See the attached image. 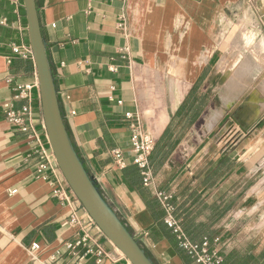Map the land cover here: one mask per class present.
I'll return each mask as SVG.
<instances>
[{
    "label": "crops",
    "instance_id": "1",
    "mask_svg": "<svg viewBox=\"0 0 264 264\" xmlns=\"http://www.w3.org/2000/svg\"><path fill=\"white\" fill-rule=\"evenodd\" d=\"M38 10L72 142L106 199L152 258L158 264H188L176 236L165 234L148 208V192L163 191L193 212L214 201L227 204L226 213L211 220L227 257L224 264H264L262 149L249 155L229 149L219 152L217 160L207 156V162L197 159L190 166L180 162L179 154L196 126L206 118L218 124L232 107L213 87L214 61L233 45L242 25L255 32L253 40L264 42V0H38ZM22 43L30 44L23 0H0V264H40L30 256L33 243L42 248L40 260L50 264L52 256L57 264H126L121 251L87 218L78 198L67 204L52 195L50 180L36 174L40 159L33 155L29 134L6 118L5 103L15 109L26 103L16 98L17 85L38 82L35 61L13 56L12 45ZM258 45L262 51L264 43ZM245 62L247 79L250 61ZM247 80L239 96L252 85ZM197 83V94L211 99L204 115L188 128L163 166L151 169L152 182L144 184L132 162L128 116L139 115L144 131L158 140ZM33 94L35 125L45 139L39 90ZM252 96L242 118L228 123H238L245 136L254 128L264 130V88H254ZM218 110L223 114L216 121ZM115 149L122 151L125 166L115 163ZM226 157L237 165L221 169L216 183H204ZM72 211L85 219L86 230L109 257L82 259L85 248L78 256L68 254L64 242L79 234L67 224Z\"/></svg>",
    "mask_w": 264,
    "mask_h": 264
},
{
    "label": "built area",
    "instance_id": "2",
    "mask_svg": "<svg viewBox=\"0 0 264 264\" xmlns=\"http://www.w3.org/2000/svg\"><path fill=\"white\" fill-rule=\"evenodd\" d=\"M128 51V48H125ZM13 56H18L23 59L33 60L34 54L30 44H13L12 45ZM39 90V102H41L40 88L38 82L29 84H19L16 89L18 93L16 98L26 101L25 105L21 109H15L12 104L5 103L4 111L6 118L9 122L14 124L23 132H27L29 138V144L32 146L33 155L40 159V162L36 168V174L39 177L49 179L52 184V195L60 200L61 202H66L70 204L72 201L77 199L76 194L69 185L67 179L65 178L57 160L55 154L53 153L47 137V129L42 117V128L44 130L45 139L42 134L37 130L35 125V112L33 107L34 101V89ZM73 114L75 112H72ZM131 119V152L133 153L132 162L137 165L142 172L144 177V184H150L152 182V171L149 162V156L155 145V138L144 131L142 122L139 115L128 116ZM115 163L119 166H125L126 161L123 153L120 149H115L112 151ZM157 196L166 210L165 222L173 229L177 236L180 246L185 249L189 255L195 260L197 264H221L223 261L222 251H221V238L216 237L213 240L205 238L202 242L196 243L191 241L184 231L182 230L179 221L175 218L173 211L174 207L170 203L172 198L171 194H167L163 191H158ZM87 218L96 224L87 212ZM85 219L79 216L75 211H72L67 224L71 227L78 228L79 234L75 241L64 242V246L71 256H78L80 254V248H85L84 256L87 255L97 256L99 259L104 257H109L107 250L104 246L85 228ZM97 226V225H96ZM100 232L101 229L97 226ZM63 242V241H62ZM41 246L38 243H33L30 248V256L35 261L40 264H50L46 261H42L39 258V252ZM58 254L61 253L58 251ZM125 259L126 264H132L125 256L121 255ZM56 259L55 256L51 257V264H57L53 262ZM66 264H72L68 262Z\"/></svg>",
    "mask_w": 264,
    "mask_h": 264
},
{
    "label": "water",
    "instance_id": "3",
    "mask_svg": "<svg viewBox=\"0 0 264 264\" xmlns=\"http://www.w3.org/2000/svg\"><path fill=\"white\" fill-rule=\"evenodd\" d=\"M23 2L29 41L37 68L48 142L65 178L104 235L132 264H156L105 198L97 177L90 174L78 154L68 132L59 101L56 81L47 53V43L42 31L38 0H23Z\"/></svg>",
    "mask_w": 264,
    "mask_h": 264
},
{
    "label": "rangeland",
    "instance_id": "4",
    "mask_svg": "<svg viewBox=\"0 0 264 264\" xmlns=\"http://www.w3.org/2000/svg\"><path fill=\"white\" fill-rule=\"evenodd\" d=\"M243 26H241V30L236 32L237 39L233 41V45L225 48L215 58V83L213 87L223 96L224 86H226V84L224 86L223 84L232 79L244 67L243 63L246 59H250L251 63L247 68V72L250 75L248 73L246 75L247 79L251 80L252 85L244 94L232 97L230 104H227L225 101L226 106L233 105L227 110L225 117L218 124L211 125L209 119L206 118L205 123L196 126L184 139L182 145L179 147L180 162L184 163V166H190L191 162L197 159H201V162H207V156L210 159L216 158L217 160L219 159V152L227 153L229 149L241 154L245 152L249 155L251 152L256 151V149L261 148L262 150L259 151L260 157L264 155V130L261 131L259 128H254L245 136L244 130L238 123L232 122L231 125H228L230 118L235 117L237 120L242 118V115L245 113V103L250 100L254 88H264V55H258L254 51V48L256 49L260 46L258 44L264 42L261 40L255 41V38L253 40L255 32L246 30ZM254 41L255 45L253 44ZM259 50H261L260 47ZM262 99L264 100V96ZM226 125H228L227 129L225 128ZM181 156L184 158H181ZM239 226L240 224L237 223V227Z\"/></svg>",
    "mask_w": 264,
    "mask_h": 264
},
{
    "label": "trees",
    "instance_id": "5",
    "mask_svg": "<svg viewBox=\"0 0 264 264\" xmlns=\"http://www.w3.org/2000/svg\"><path fill=\"white\" fill-rule=\"evenodd\" d=\"M199 86L200 84L197 83L193 87L191 92L187 95L183 104L179 107L175 115L172 117V120L163 135L158 140H155L154 148L149 156L150 167L155 172L163 166L166 159L173 153V151L176 150L181 139L185 136L188 128L194 123L199 122L204 115L211 99L208 95L202 94L199 96L197 94ZM236 165L237 163L232 160L231 157L222 159L217 167L213 170V172L208 175V177H206L203 182L208 183L209 181H211L213 182V184L216 183L220 176L219 172L221 169H233ZM135 166L137 167V171H141V169L137 165ZM146 201L148 208L150 209L156 222L158 223V227L163 230V232L169 237H172V235L176 236L173 229L170 228L165 222L166 210L159 200L157 193L152 195L151 192H148ZM169 201L174 207L173 214L179 221L182 230L191 241L196 243L202 242L205 238L213 240L214 238L218 237L216 234V230L212 228L214 224L211 220H217L219 216L226 213V211L230 208L227 204L223 205V203H217V201H214L209 205H203L198 212H193V210L184 209V204H178L173 197ZM207 213H211V216L205 217V214ZM118 215L125 226L128 228V230L131 232V234L136 235V239L142 246V248L146 250L139 236L134 232V230L119 213ZM177 245L179 246L177 247L178 251L184 258V260L188 262V264H193V261L195 262V260L185 249L180 246L179 241ZM146 252L148 256L152 257L147 250ZM222 256L223 261L221 262V264H224L225 261H227V257L224 253H222ZM154 262L158 264L155 260ZM231 264L234 263L232 262Z\"/></svg>",
    "mask_w": 264,
    "mask_h": 264
},
{
    "label": "bare ground",
    "instance_id": "6",
    "mask_svg": "<svg viewBox=\"0 0 264 264\" xmlns=\"http://www.w3.org/2000/svg\"><path fill=\"white\" fill-rule=\"evenodd\" d=\"M249 38V37H248ZM247 40V39H246ZM248 46V44H246ZM264 48V47H263ZM259 49H255L254 48V51L258 53ZM255 53V54H256ZM260 53H262V51L260 50ZM262 55V54H261ZM247 60H250V59H247ZM250 63V62H249ZM251 64V63H250ZM244 67L242 68V72L241 73H237L232 79L229 80L228 82V85L226 86V90H225V94L223 95V97L225 98V101L227 104H230L232 101H231V98L232 97H235V96H239L238 94H240L242 91L245 90L247 84H248V80L245 78L244 76V71L246 70L245 69V66L247 65V62H244L243 63ZM247 73V72H246ZM249 74V73H248ZM250 75V74H249ZM223 91V90H222ZM235 100V99H234ZM233 100V101H234ZM222 110H218L214 116V119L217 121L221 116H222ZM255 116V115H254ZM253 117V116H252ZM120 250V249H119ZM122 253V252H121ZM123 254V253H122ZM124 255V254H123Z\"/></svg>",
    "mask_w": 264,
    "mask_h": 264
}]
</instances>
